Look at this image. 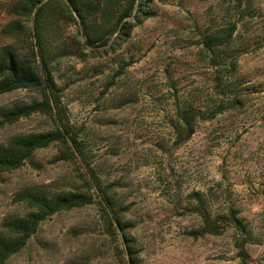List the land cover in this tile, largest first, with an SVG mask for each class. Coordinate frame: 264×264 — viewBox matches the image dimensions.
<instances>
[{"label": "rangeland", "instance_id": "rangeland-1", "mask_svg": "<svg viewBox=\"0 0 264 264\" xmlns=\"http://www.w3.org/2000/svg\"><path fill=\"white\" fill-rule=\"evenodd\" d=\"M0 0V48L26 51L31 22ZM157 14L138 25L131 43L104 56L90 51L65 55L53 64L72 123L83 126L92 161L105 183L119 182L115 195L128 209L131 234L143 264H241L234 227L222 234L195 235L202 218L191 211L194 191L205 194L210 210H240L248 227L251 264H264V0H155ZM21 23L20 29L12 24ZM237 22L230 60L217 71L202 43L209 28ZM76 34L64 23V39ZM129 41V42H130ZM132 60L103 94L121 62ZM218 76L238 84L242 101L233 103L216 87ZM233 94L230 98H233ZM39 92L16 89L0 94L1 111L40 99ZM193 102L205 110L196 132L176 144L177 105ZM53 120L33 113L0 126V143L14 135L53 129ZM58 144L38 149L26 164L0 178V230L3 220L30 208L17 200L25 187L54 190L82 184L75 165L59 159ZM5 264H120L116 240L99 205L63 210L44 220L27 245Z\"/></svg>", "mask_w": 264, "mask_h": 264}, {"label": "trees", "instance_id": "trees-1", "mask_svg": "<svg viewBox=\"0 0 264 264\" xmlns=\"http://www.w3.org/2000/svg\"><path fill=\"white\" fill-rule=\"evenodd\" d=\"M15 10L31 22V42L26 51L16 46L0 48V94L16 89H30L39 92L41 98L32 102L16 103L1 111L0 126L13 123L33 113L49 116L54 128L14 135L0 143V178L5 172L18 169L31 159L40 148L58 144L59 159L72 162L78 170L82 184L74 189L54 190L45 185L28 186L20 190L17 200L26 203L30 210L24 215H13L3 220L0 230V264H5L19 253L38 231L41 223L63 210H71L97 203L108 233L116 240V254L120 264H143L141 248L131 234L133 223L126 220L123 206L114 191L117 182L105 183L92 161L88 141L82 136L83 126L72 123L67 105L63 100L66 86L58 83L54 74V62L70 54L90 51L94 56H104L131 43L133 30L157 12L155 0H18ZM246 0H233L235 8L243 7ZM248 2L250 0H247ZM75 23L76 34L64 39L60 35L64 23ZM21 28L20 22L12 24ZM237 22L222 28H209L202 34V43L221 74L222 68L230 67L237 60L231 53ZM130 41V42H129ZM230 58H232L230 60ZM133 61L121 62L119 69L105 84L103 94L115 83ZM218 92L233 103L242 101L237 92L238 84L218 76ZM234 95L230 98V95ZM222 109L205 110L186 100L177 105L175 125L176 144L187 142L196 132L198 120L214 118ZM195 204L191 211L202 218V226L195 235L222 234L228 227L239 233L236 248L241 264H251L248 248V227L240 210L229 206L227 211L213 213L201 191H194Z\"/></svg>", "mask_w": 264, "mask_h": 264}]
</instances>
